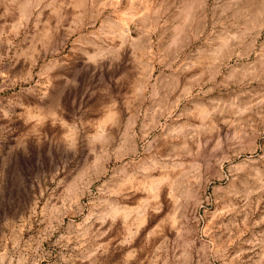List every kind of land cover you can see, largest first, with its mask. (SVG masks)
<instances>
[{
	"label": "rangeland",
	"instance_id": "obj_1",
	"mask_svg": "<svg viewBox=\"0 0 264 264\" xmlns=\"http://www.w3.org/2000/svg\"><path fill=\"white\" fill-rule=\"evenodd\" d=\"M18 1L0 264H264V0Z\"/></svg>",
	"mask_w": 264,
	"mask_h": 264
},
{
	"label": "bare ground",
	"instance_id": "obj_2",
	"mask_svg": "<svg viewBox=\"0 0 264 264\" xmlns=\"http://www.w3.org/2000/svg\"><path fill=\"white\" fill-rule=\"evenodd\" d=\"M31 0H19L18 3L22 6V7H28L31 3ZM54 3H52L53 5ZM24 15H27V12L24 11L23 12ZM135 16V13L131 12V11H127L125 13V15L120 19V21H118L119 26H121L122 24H125L127 22H131L133 21ZM127 25V24H126ZM123 26V25H122ZM112 31V30H110ZM110 31L108 33H110ZM126 34V33H125ZM129 34V33H128Z\"/></svg>",
	"mask_w": 264,
	"mask_h": 264
}]
</instances>
